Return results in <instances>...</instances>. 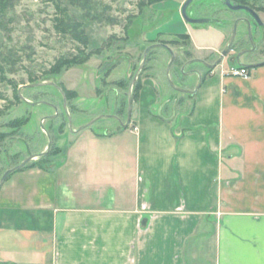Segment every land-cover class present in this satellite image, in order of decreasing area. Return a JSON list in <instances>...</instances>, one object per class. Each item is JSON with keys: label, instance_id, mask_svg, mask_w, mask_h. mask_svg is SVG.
<instances>
[{"label": "crops", "instance_id": "1", "mask_svg": "<svg viewBox=\"0 0 264 264\" xmlns=\"http://www.w3.org/2000/svg\"><path fill=\"white\" fill-rule=\"evenodd\" d=\"M228 70L172 109L144 76L126 124L10 172L0 264H264V60Z\"/></svg>", "mask_w": 264, "mask_h": 264}, {"label": "rangeland", "instance_id": "2", "mask_svg": "<svg viewBox=\"0 0 264 264\" xmlns=\"http://www.w3.org/2000/svg\"><path fill=\"white\" fill-rule=\"evenodd\" d=\"M181 1L91 0V11L87 14L68 0H57L59 5L67 7L65 13L81 22L88 37L87 43L82 44L69 33L56 29V17L60 15L56 1L13 0L3 21L7 28L0 26V65L3 67L0 72V177L29 152L45 150L49 142L51 152L55 145L68 142L75 133L69 124L79 129L95 119L91 126L110 130L121 124L115 116L126 120V111H130L131 106H126L128 96L132 104L130 81L137 71L142 51L149 41L155 40L156 30L164 31L163 38L178 40L174 44L178 55L183 56L182 48L189 49L192 60L204 57L212 45L224 47L233 30L236 39L248 30L253 43L257 44L260 39L262 53L258 57L264 58V0H248L257 9L262 24L254 21L234 24L231 18L245 15V11L226 8L220 0H191L187 8L191 17L215 16L220 23L213 20L188 22L178 8ZM180 32H187L186 40L177 35ZM72 55L82 60L61 65L57 72L50 71L60 56ZM10 57H17L13 65L9 63ZM167 59L165 49L154 47L145 61L149 71L155 68L160 74V83L156 80V84L163 85V90L158 87L160 97L155 108L167 97L169 104L174 97L190 100V96H183L184 92L172 91L162 77ZM107 61L110 64L102 69ZM221 67L229 69L230 63L222 62ZM174 74L171 76L173 85L182 80L188 88L197 84L192 74L183 77L177 72ZM140 75L146 76L142 72ZM32 82L44 83L25 85ZM59 88L73 89L75 95L63 103ZM40 99L53 102L58 113L55 114L54 104L32 103ZM122 111L119 116L115 114ZM168 113L169 109L165 114ZM44 114L50 117L41 120Z\"/></svg>", "mask_w": 264, "mask_h": 264}, {"label": "flooded vegetation", "instance_id": "3", "mask_svg": "<svg viewBox=\"0 0 264 264\" xmlns=\"http://www.w3.org/2000/svg\"><path fill=\"white\" fill-rule=\"evenodd\" d=\"M184 1L185 0H182L181 3L179 4L178 8H179L180 12H181V7H182ZM190 2L191 1H189V3L186 5V8H185L186 12H187V8H188ZM231 2H233V3H245V4L249 5L250 7H252V3L249 2V1L242 2L240 0H231ZM220 3H222L224 6H226V8L243 9L245 11V13H246L245 15L233 16L231 18V20L234 22V24H236L239 21H243L246 24L247 23L249 24L252 21L257 22L256 19L253 17L252 13L249 10L244 9V8H231V7L227 6L224 3V0H220ZM255 10L257 11V9H255ZM198 18H202L203 20H201L199 22H194V23H201V22H204V21H207V20H211V21L213 20V21H215L217 23L221 22V20L219 18L215 17V16H202V17H198ZM247 31L244 32L245 35L240 36L238 39H236L235 38V31L233 30V33H232L231 37L229 38V40H227V42H226L224 47L217 48V50H215V51L210 48L211 51L208 52L204 57L194 58L192 60V53H191V51L189 49L182 48L183 51L181 53L183 54V56L178 55L176 49L174 48V44L177 43V42H175V38H163L161 35H163L164 31L156 30V35L153 36V38L155 37L154 38L155 40L149 41L147 43L148 44L146 46L147 51H146V48L142 51L141 59H140V62H139V65H140V63H142V65H141V69L138 72L137 76H139L141 74V72H142V73H145L146 76L147 75L151 76L155 81L157 80L159 82V80L161 78L160 74L158 72H156L155 68L152 71H149L150 69L147 68V65H146L145 61L147 60V57L149 56L151 50L154 47H161V48L165 49V51L168 53V59H167V61L165 63V67H164V70H163L162 77H164V79L166 80L167 85L171 88L172 91L184 92L186 95H189V94L193 93V92H189V90H193V89L196 90L198 88V85H199L201 79L207 73H210L213 70L214 67H216L217 65L221 64L222 62L228 61L230 63V67H229V70H230L231 67H233V66L245 65L246 67H250L253 64L256 65V64H258V63H260V62H262L264 60V58L258 57V54L260 55L262 53L261 51H259L260 39H258V41H257L258 43L257 44L253 43L252 42V36L249 34V31L248 32ZM180 33L181 34L182 33L183 34H187V32H180ZM180 33H178L177 35L179 36ZM181 39L182 40H186V37H181ZM176 41H178V40H176ZM168 47H170L171 51L168 49ZM224 49H226L225 53H223L222 56H221V59L218 62L215 63V61L217 60V58L220 56L221 52ZM144 52H145V57L143 59V53ZM171 52L173 53V58H172V53ZM194 60H197L198 63L197 64L191 63ZM107 62H109V61H107ZM109 64H110V62H109ZM229 70H228V72H229ZM175 72H177V74L182 76V77L184 75L187 76L188 74H192L196 78L195 80H197V84L195 83L190 88H188V87L185 86L184 80H182V81H180V83H178L176 85H173L171 83V76H174ZM52 85H54V84H52ZM162 86L163 85H161V84H160V86L156 84L155 88L159 92L158 87H160L163 90ZM59 91H60V93H61V95L63 97V103H66L65 98H64L60 88H59ZM22 99L24 101H28L24 97ZM168 101H169L168 97H167V99H164L163 101L161 100V102H159V105L157 106V108L161 107L164 103L166 104ZM177 101H179V99H177L176 97L172 98L169 108L172 109V107L175 105V103ZM37 102H46V100L40 99V100H33L32 101V103H37ZM162 102H164V103L162 104ZM46 103H48L50 105L54 104L51 101H48ZM127 105H128V99H127L126 106ZM54 110H55V108H54ZM125 110H126V108H125ZM125 110H124V112H125ZM126 112H127V114L129 113V117H130V111H126ZM122 113H123V111L121 113L115 112L116 115L122 114ZM170 114H172V112L169 111V113L165 114V115L166 116H170ZM47 117H50V116H48V114H44V115L41 116V120H44ZM114 118L117 119V120H120L121 124L126 122L125 120H122V119H120L117 116H115ZM93 121H95V119H93L91 122H89L88 125L92 124ZM85 126H87V125H85ZM45 130H47V129H45ZM46 134L48 135V133H46ZM50 144L51 143L49 142L47 144V146H45V148L47 147V149H45V150L43 149V150H39L37 152H29L28 156L26 157L28 159L27 161L36 159V158L46 154L49 151L50 147H51Z\"/></svg>", "mask_w": 264, "mask_h": 264}, {"label": "trees", "instance_id": "4", "mask_svg": "<svg viewBox=\"0 0 264 264\" xmlns=\"http://www.w3.org/2000/svg\"><path fill=\"white\" fill-rule=\"evenodd\" d=\"M56 1V8L59 9L60 11V15L58 17H56V21H55V27L56 29L61 32V33H69L71 35V37L79 42H81L82 44H86L88 41V37L86 35V33L84 32V29L82 27V24L80 21H78L77 19H75L74 17H72L71 15L65 13L67 11V7L66 6H61L59 5V3ZM242 2L244 1H248V0H240ZM68 2L73 5V6H78L81 9L84 10L85 13L89 14L90 13V9L91 8V0H68ZM151 2H154V0H151ZM13 4V0H0V26H2V28H7V23H4V17L7 15V11L12 7ZM253 7V6H252ZM254 8V7H253ZM256 9V8H255ZM4 21V22H3ZM4 25V26H3ZM181 37H186L187 34H181ZM177 39H175L176 41ZM11 58V57H10ZM9 59V63L13 65V63L15 62L17 57H12L11 59ZM82 59L72 55L71 57H65V56H60L55 62V64H53V66H51L50 71L53 72H57L60 68L61 65H70L72 63H76L81 61ZM3 71V67L0 65V72ZM141 75L137 76V78L135 79V82L132 85V91H131V97L132 98H136L138 93H139V89L141 87ZM62 94L64 96L65 99L70 98L71 96L75 95V90L73 89H69V88H62L61 89ZM17 97H19V94H17ZM63 100V97H62ZM17 121V119H15ZM15 121V122H16ZM59 128H62L61 125H59ZM50 150V149H49ZM62 147L55 145V149H53V151H48L46 154L27 161L24 163L23 166L26 165H39V166H45V164H47L51 158V156L58 154L62 151Z\"/></svg>", "mask_w": 264, "mask_h": 264}, {"label": "water", "instance_id": "5", "mask_svg": "<svg viewBox=\"0 0 264 264\" xmlns=\"http://www.w3.org/2000/svg\"><path fill=\"white\" fill-rule=\"evenodd\" d=\"M189 1H191V0H185L184 3H183V5H182V7H181V13H182V16L184 17V19H186L188 22H199V21L203 20L202 18L191 17L190 15H188V13L186 12V9H185V8H186V5L189 3ZM224 3H225L227 6L231 7V8H244V9L249 10V11L252 13L253 17L256 19V21H257L258 23L262 24V20L260 19V16H259L258 12H257L253 7H250L249 5H247V4H245V3H233V2H231V0H224ZM168 49L171 51L170 47H168ZM146 51H147V48H146ZM146 51H145V52H146ZM225 51H226V49H224V50L221 52L220 56L217 58V60L215 61V63L218 62V61L221 59V56H222L223 53H225ZM145 52L143 53V59H144V57H145ZM171 53H172V52H171ZM172 58H173V53H172ZM108 65H109V62H106V63L103 65L102 69H105ZM141 65H142V63H140V65L138 66L137 71L134 73L131 82H133L134 79L136 78L138 72H139L140 69H141ZM253 65H255V64H253ZM42 83H44V82H32V83H27L26 85H37V84H42ZM194 91H195V89H193V90H189V92H194ZM128 105L130 106V97H128ZM53 107L55 108V114H56V113H57L56 106L53 105ZM52 116H54V115H52ZM128 119H129V113L127 114V121H128ZM127 121H126L125 123H123V124H126ZM88 124H89V122L86 123L85 125H88ZM27 160H28V159L26 158V159L22 160L21 162L15 164L14 166H12V167H10V168H7V169L3 172V174L1 175V177H0V183H2V181H4V179L7 177V175H8L10 172H12L13 170H16V169L20 168L21 166H23L24 163H25Z\"/></svg>", "mask_w": 264, "mask_h": 264}, {"label": "built area", "instance_id": "6", "mask_svg": "<svg viewBox=\"0 0 264 264\" xmlns=\"http://www.w3.org/2000/svg\"><path fill=\"white\" fill-rule=\"evenodd\" d=\"M230 74L232 75H239L243 77H247L249 72H248V67L245 65H238V66H233L229 70Z\"/></svg>", "mask_w": 264, "mask_h": 264}]
</instances>
